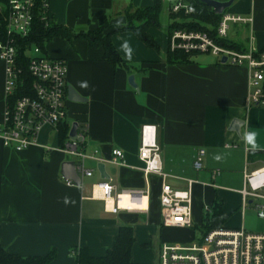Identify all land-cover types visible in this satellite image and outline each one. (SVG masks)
Listing matches in <instances>:
<instances>
[{
  "label": "crops",
  "instance_id": "obj_1",
  "mask_svg": "<svg viewBox=\"0 0 264 264\" xmlns=\"http://www.w3.org/2000/svg\"><path fill=\"white\" fill-rule=\"evenodd\" d=\"M153 1L47 0V17L75 35L104 25L103 33H107L126 24L127 10L149 7ZM175 2L161 0L160 26L147 29L158 50L147 47L130 30L111 33V42L129 70L104 60L102 46L81 36L73 35L70 40L53 36L45 43L47 56L66 61V87L85 98L67 100L65 120L67 130L76 122L84 134L85 157L68 158L62 151L65 140L61 144L58 132L49 126L43 127L37 144L20 151L0 141V245L7 253L43 256L54 249L55 257L43 264H78L77 248L103 256L119 228L129 226L133 234L129 264H158L162 244L198 239L195 227L215 203L224 216L223 227L244 228V212L251 206L241 205L243 171L264 164V106L249 104L253 88L244 66L222 63L207 53L193 54L188 62L166 61L167 27L179 21L171 15ZM223 14L246 19L228 22L225 38L234 43L235 50L264 46V0H233ZM161 27L166 29L167 49L164 36L157 31ZM125 42L132 49L131 59L123 48ZM129 75L136 89L129 85ZM4 78L0 61V122ZM235 118L243 122L239 133L229 129ZM143 124L156 126L159 173L145 174L138 158ZM249 131L258 133L261 150L255 153L243 138ZM115 148L123 153L120 163L109 161ZM200 149L202 166L196 169L193 162ZM65 160L76 161L91 174L80 171V184H67L60 172ZM98 163L104 164L107 178L100 177ZM214 169L219 173L212 177ZM102 180L113 186L107 200L94 188ZM163 184L190 191L192 226L162 225L159 197ZM123 191H141L145 209L113 212V197Z\"/></svg>",
  "mask_w": 264,
  "mask_h": 264
},
{
  "label": "built area",
  "instance_id": "obj_2",
  "mask_svg": "<svg viewBox=\"0 0 264 264\" xmlns=\"http://www.w3.org/2000/svg\"><path fill=\"white\" fill-rule=\"evenodd\" d=\"M7 17L5 23L6 39L0 41V61L4 65V110L0 122V141L3 146L15 151L37 144L38 136L44 126L57 131L67 117L66 74L67 64L62 58L47 56L38 46L33 53L27 54L26 72L31 77L30 84H24L22 68L17 60L16 40L27 37L33 20L37 0H6ZM44 15L47 17V0H42ZM185 13L191 7L183 0H176L171 11ZM246 20L239 16L223 14L216 28L218 37H225L228 22ZM169 48L186 52L212 54L219 59L225 57V63L244 66L249 72L248 84L252 91L248 96L249 104L264 106V49L237 51L217 44L206 32L174 28L169 34ZM67 137L62 147L64 154L82 160L84 134L76 130L81 140ZM138 158L142 162L145 174L159 173V145L156 141V126L143 124L139 131ZM203 149L198 150L193 165L202 166ZM123 160L121 150L111 151L109 161L120 163ZM74 162L75 170L89 176L88 170ZM219 173L211 172L212 177ZM67 184H74L65 180ZM104 200L112 197L113 186L107 181L94 184ZM242 207L251 206L257 217L264 218V164L253 170L243 171V188L240 190ZM126 196L129 206L121 207L119 202ZM111 210H141L145 196L141 191H123L115 193ZM163 226L190 227L191 193L189 190H173L163 184L159 197ZM134 206V207H130ZM158 264H264V233L246 231L242 227L215 228L198 239L186 244H168L160 246Z\"/></svg>",
  "mask_w": 264,
  "mask_h": 264
},
{
  "label": "trees",
  "instance_id": "obj_3",
  "mask_svg": "<svg viewBox=\"0 0 264 264\" xmlns=\"http://www.w3.org/2000/svg\"><path fill=\"white\" fill-rule=\"evenodd\" d=\"M185 4L191 7V11L185 13L183 9L178 12H172L171 15L179 19L171 23L167 27L168 34L174 28L202 31L206 32L213 40L220 45L233 48L234 43L226 40L225 37H218L216 28L222 18V14H216L211 7L206 5L200 0H183ZM44 8L42 7V0H37V4L34 10L31 29L27 37H19L16 40L17 46V60L22 68V77L24 84H30L32 79L26 72V63L28 57L26 51L31 49L32 46H38L42 51L45 49V43L53 36H60L67 40L75 35L72 34L68 28L57 25L46 18H42L44 15ZM161 11V0H154L153 4L149 7L135 8L127 10L126 12V24L116 26L112 31L103 33L105 25L93 30L79 33L75 36H81L88 40L90 44H98L103 48V59L111 63L112 65L122 66L126 69H130L119 54V52L113 46L110 35L114 31L130 30L134 32L137 37L149 48L158 50V44L151 37L147 29L150 26L159 27V14ZM7 17V1L0 0V41L6 39L5 23ZM264 49V46L261 48ZM198 52H186L181 49L168 48L166 53V61L170 64L188 62L193 54ZM67 124L63 123L59 125L57 132L59 141L63 144L67 137ZM224 216L221 213V209L218 203L205 213L200 226L195 227L200 235L207 233L208 231L220 228ZM133 243L132 229L129 226H121L117 235L114 237L112 247L107 250L103 256H91L85 248H77L75 257L78 264H129L130 248ZM55 257V250L51 249L46 255L43 256H28L22 257L17 254L7 253L0 245V264H43Z\"/></svg>",
  "mask_w": 264,
  "mask_h": 264
},
{
  "label": "water",
  "instance_id": "obj_4",
  "mask_svg": "<svg viewBox=\"0 0 264 264\" xmlns=\"http://www.w3.org/2000/svg\"><path fill=\"white\" fill-rule=\"evenodd\" d=\"M203 3H205L206 5H208L209 7L212 8V10L216 13V14H222L233 2V0H200ZM220 61L222 63H225V57H222L220 59ZM128 83L130 86H132L133 88H137L136 84L133 81V75H129L128 76ZM66 97L67 100L69 101H84L85 98H83L82 96H80L71 86H67L66 88ZM243 124L242 120L240 119H233L230 122L229 125V129L233 130L237 133H239V128L240 126ZM76 130H77V123L76 122H72L69 132H68V137L70 139H77V140H81L80 137L76 136ZM97 169L99 171L100 177L101 178H107V174L105 173L104 170V164L103 163H98L97 164ZM62 178L64 180H71L73 183H75L76 185H79L81 182V177L78 174V172L75 170V166H74V162L71 160H65L61 163V169H60Z\"/></svg>",
  "mask_w": 264,
  "mask_h": 264
},
{
  "label": "rangeland",
  "instance_id": "obj_5",
  "mask_svg": "<svg viewBox=\"0 0 264 264\" xmlns=\"http://www.w3.org/2000/svg\"><path fill=\"white\" fill-rule=\"evenodd\" d=\"M163 19V16L160 17ZM163 22V20H162ZM164 23V22H163ZM158 33L164 36V47L167 49V39H166V29L165 27H161L157 29ZM160 47V45H159ZM26 53L32 54L33 53V46L31 49H28ZM73 159H76L75 157ZM242 186V185H241ZM243 226L246 231L249 232H256V233H264V218L257 217L255 211L252 207H248L244 212L243 218Z\"/></svg>",
  "mask_w": 264,
  "mask_h": 264
},
{
  "label": "clouds",
  "instance_id": "obj_6",
  "mask_svg": "<svg viewBox=\"0 0 264 264\" xmlns=\"http://www.w3.org/2000/svg\"><path fill=\"white\" fill-rule=\"evenodd\" d=\"M123 48L128 56L131 59L132 49L128 45L127 42L123 44ZM258 133L256 131H249L243 134V138L245 141L246 146H248L249 150L255 153L258 150H261L260 145L257 142ZM215 159L220 160V156H216Z\"/></svg>",
  "mask_w": 264,
  "mask_h": 264
},
{
  "label": "bare ground",
  "instance_id": "obj_7",
  "mask_svg": "<svg viewBox=\"0 0 264 264\" xmlns=\"http://www.w3.org/2000/svg\"><path fill=\"white\" fill-rule=\"evenodd\" d=\"M111 201V200H110ZM109 201V202H110ZM109 204H111V202L109 203ZM119 205L121 206V207H125V206H129V204H128V200H127V198H126V196H123L122 197V199H121V201L119 202ZM109 206H112V205H109ZM141 206H146V200H145V198L143 199V203H142V205ZM130 207H134V206H130ZM111 208V207H110Z\"/></svg>",
  "mask_w": 264,
  "mask_h": 264
}]
</instances>
